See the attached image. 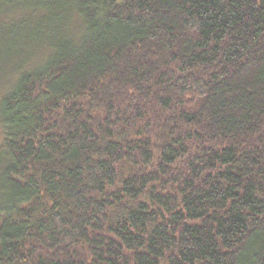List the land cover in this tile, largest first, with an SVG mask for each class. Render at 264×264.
<instances>
[{"label":"trees","instance_id":"16d2710c","mask_svg":"<svg viewBox=\"0 0 264 264\" xmlns=\"http://www.w3.org/2000/svg\"><path fill=\"white\" fill-rule=\"evenodd\" d=\"M16 11L39 50L0 103V264H264V0Z\"/></svg>","mask_w":264,"mask_h":264},{"label":"rangeland","instance_id":"374dc122","mask_svg":"<svg viewBox=\"0 0 264 264\" xmlns=\"http://www.w3.org/2000/svg\"><path fill=\"white\" fill-rule=\"evenodd\" d=\"M37 15L31 11H16L12 14L0 15V103L2 96L11 91L19 70L24 67L26 69L27 65H24L26 61L39 50L34 39L35 32L30 31L35 29L32 25L40 19ZM66 27V33H72L76 29V24L72 22ZM37 42L44 43V40ZM47 47L48 45L44 43L41 51ZM2 139L0 125V145Z\"/></svg>","mask_w":264,"mask_h":264}]
</instances>
